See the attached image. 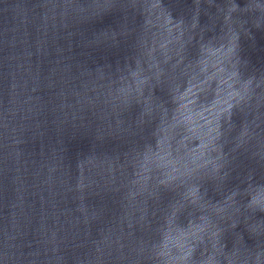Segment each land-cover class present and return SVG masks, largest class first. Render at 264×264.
<instances>
[{"label":"water","instance_id":"obj_1","mask_svg":"<svg viewBox=\"0 0 264 264\" xmlns=\"http://www.w3.org/2000/svg\"><path fill=\"white\" fill-rule=\"evenodd\" d=\"M0 264H264V0H0Z\"/></svg>","mask_w":264,"mask_h":264}]
</instances>
